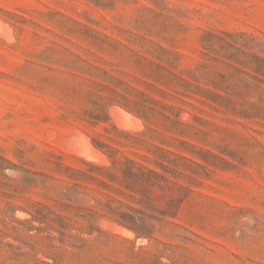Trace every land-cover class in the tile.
Masks as SVG:
<instances>
[{
  "label": "rangeland",
  "instance_id": "rangeland-1",
  "mask_svg": "<svg viewBox=\"0 0 264 264\" xmlns=\"http://www.w3.org/2000/svg\"><path fill=\"white\" fill-rule=\"evenodd\" d=\"M254 39L264 0H0V264H264Z\"/></svg>",
  "mask_w": 264,
  "mask_h": 264
},
{
  "label": "trees",
  "instance_id": "trees-1",
  "mask_svg": "<svg viewBox=\"0 0 264 264\" xmlns=\"http://www.w3.org/2000/svg\"><path fill=\"white\" fill-rule=\"evenodd\" d=\"M240 35H244L243 32L239 33ZM253 48H256L257 52L252 54L254 59V63L249 66L251 72H247L244 70H239L241 73H245V75L252 77L253 79L257 80L260 84L264 85V43L261 41H256L254 39ZM241 54H245V51L239 50ZM264 93V89L262 90ZM244 116H257L264 118V104H251V109L249 111H243ZM131 162V161H130ZM114 163V162H113ZM132 163V162H131ZM150 173L153 174L152 170H149ZM124 173L131 175L132 170L130 168L126 169ZM138 177V176H137ZM131 222H134V219H130ZM137 233L139 232L136 228L130 227ZM139 234V233H138Z\"/></svg>",
  "mask_w": 264,
  "mask_h": 264
},
{
  "label": "water",
  "instance_id": "water-1",
  "mask_svg": "<svg viewBox=\"0 0 264 264\" xmlns=\"http://www.w3.org/2000/svg\"><path fill=\"white\" fill-rule=\"evenodd\" d=\"M133 124H134V123H132V125H133ZM92 154H93V156H94V158H95L96 160H98V161H102L103 156H102V154H101L98 150L92 149Z\"/></svg>",
  "mask_w": 264,
  "mask_h": 264
},
{
  "label": "bare ground",
  "instance_id": "bare-ground-1",
  "mask_svg": "<svg viewBox=\"0 0 264 264\" xmlns=\"http://www.w3.org/2000/svg\"><path fill=\"white\" fill-rule=\"evenodd\" d=\"M76 139V138H75ZM96 163V162H95Z\"/></svg>",
  "mask_w": 264,
  "mask_h": 264
}]
</instances>
